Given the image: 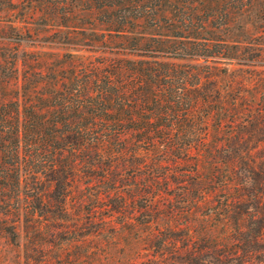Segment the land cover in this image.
Listing matches in <instances>:
<instances>
[{
	"label": "trees",
	"instance_id": "16d2710c",
	"mask_svg": "<svg viewBox=\"0 0 264 264\" xmlns=\"http://www.w3.org/2000/svg\"><path fill=\"white\" fill-rule=\"evenodd\" d=\"M208 17L203 29L214 23ZM180 37L189 40L139 48L132 38L118 58L72 60L45 92L40 82L19 84L14 53L9 75H0V89L17 88L0 98V208L18 213L32 190L39 200L42 177L65 198L80 179L88 186L96 180L99 200L117 194L143 201L147 223L164 197L172 216L205 209L214 231H228L199 236L203 244L187 234L182 246L214 255L228 248L252 259L264 242V160L256 155L264 144V95H225L214 80H203L209 66L170 60L227 55L208 38ZM168 240L175 242L174 234Z\"/></svg>",
	"mask_w": 264,
	"mask_h": 264
},
{
	"label": "rangeland",
	"instance_id": "374dc122",
	"mask_svg": "<svg viewBox=\"0 0 264 264\" xmlns=\"http://www.w3.org/2000/svg\"><path fill=\"white\" fill-rule=\"evenodd\" d=\"M239 2L242 0H0V75L3 69L9 75L17 52L19 84L40 82V90L45 92L72 60L81 65V61L118 58L126 40L132 38L140 40L139 48H146V43L157 46L165 38L176 46L189 40L180 37L184 35L191 41L208 38L213 50H226L227 55L208 62L170 60L209 66L211 73L203 80H214L225 95L250 90L261 96L264 0H243L247 5L241 8ZM210 6L217 11H210ZM208 15L214 23L203 29L202 21ZM15 90L11 85L1 88L0 98L14 95ZM256 155L264 160V144ZM39 186V200L38 191L24 193L18 213L0 208V264H264V242L257 245L252 259L232 254L228 248V252L222 248L214 255L211 250L195 254L182 246L187 234L195 241L199 236H222L228 231H214V220L208 219L205 209L192 216H172L164 197L158 203L161 210L147 223L143 201L132 203L128 196L117 194L99 200L96 180L88 186L80 179L66 198L59 196L46 177ZM28 200L41 207H28ZM121 202H126L123 209ZM171 234L175 242L168 240ZM202 242L198 240V244Z\"/></svg>",
	"mask_w": 264,
	"mask_h": 264
}]
</instances>
